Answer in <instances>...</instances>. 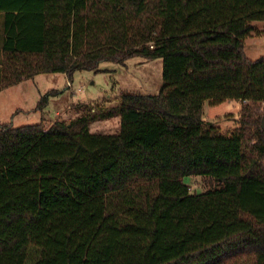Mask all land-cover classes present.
Returning <instances> with one entry per match:
<instances>
[{
  "label": "trees",
  "instance_id": "16d2710c",
  "mask_svg": "<svg viewBox=\"0 0 264 264\" xmlns=\"http://www.w3.org/2000/svg\"><path fill=\"white\" fill-rule=\"evenodd\" d=\"M0 15V88L162 64L156 94L115 110L0 123V264H264L262 119L218 135L203 120L205 103L264 104V57L244 52L264 0H0ZM114 114L117 132H90Z\"/></svg>",
  "mask_w": 264,
  "mask_h": 264
},
{
  "label": "rangeland",
  "instance_id": "374dc122",
  "mask_svg": "<svg viewBox=\"0 0 264 264\" xmlns=\"http://www.w3.org/2000/svg\"><path fill=\"white\" fill-rule=\"evenodd\" d=\"M253 28V33L244 39V52L250 60L264 57V21L254 22ZM2 31L3 17L0 16V39ZM161 72V59L145 60L135 57L122 65L100 63L99 72L76 71L70 80L61 73L40 74L27 80L19 88L0 94V123L10 122L13 126L42 123L48 127L56 120L67 122L83 113L89 116L97 114L100 108L103 111L115 110L120 103L121 94L125 92L156 94L162 81ZM49 93L54 95L51 94L48 103L39 110V100ZM14 107L16 108L13 109ZM242 116L261 117L263 120L264 104L226 100L218 105L210 106L205 103L203 106V120L210 123V132L214 135L234 130ZM89 130L94 133H115L119 130V115L114 114L109 119H101L98 115L90 124ZM247 132L246 146L250 147V129L247 128ZM184 181L193 192H200L209 186V182L201 178L188 177Z\"/></svg>",
  "mask_w": 264,
  "mask_h": 264
},
{
  "label": "crops",
  "instance_id": "0c3cea01",
  "mask_svg": "<svg viewBox=\"0 0 264 264\" xmlns=\"http://www.w3.org/2000/svg\"><path fill=\"white\" fill-rule=\"evenodd\" d=\"M1 16V15H0ZM2 40H3V32L1 33V39H0V62H1V59H2V51H1V47H2ZM40 75V74H39ZM65 75V74H63ZM37 76V75H35ZM34 76V77H35ZM34 77L32 78H29V79H25V80H22L21 82L15 84V85H12V86H9V87H6V88H0V94L5 92V91H9V90H12L13 88H19L24 82H26L27 80H31L33 79ZM0 81H1V63H0ZM18 108H22L21 106H16ZM16 107H14L13 109H15Z\"/></svg>",
  "mask_w": 264,
  "mask_h": 264
},
{
  "label": "water",
  "instance_id": "95a60500",
  "mask_svg": "<svg viewBox=\"0 0 264 264\" xmlns=\"http://www.w3.org/2000/svg\"><path fill=\"white\" fill-rule=\"evenodd\" d=\"M261 122H262V127L264 128V119Z\"/></svg>",
  "mask_w": 264,
  "mask_h": 264
},
{
  "label": "built area",
  "instance_id": "2783aa9c",
  "mask_svg": "<svg viewBox=\"0 0 264 264\" xmlns=\"http://www.w3.org/2000/svg\"><path fill=\"white\" fill-rule=\"evenodd\" d=\"M68 85H70V84L68 83Z\"/></svg>",
  "mask_w": 264,
  "mask_h": 264
}]
</instances>
